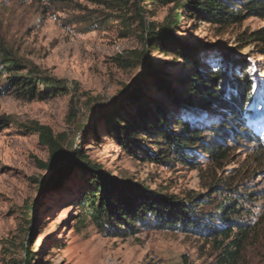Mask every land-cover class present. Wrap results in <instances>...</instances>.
<instances>
[{
  "label": "rangeland",
  "instance_id": "rangeland-1",
  "mask_svg": "<svg viewBox=\"0 0 264 264\" xmlns=\"http://www.w3.org/2000/svg\"><path fill=\"white\" fill-rule=\"evenodd\" d=\"M109 1L0 0V44L15 43L20 60L67 89L53 96L40 87L42 94L26 100L13 89L3 91L5 79L0 78V119H6L0 129V264H23L24 246L33 255L30 264H220L212 239L201 234L137 226L124 237L106 236L85 216L84 203L96 191L89 173L74 169L58 175L57 167H40L49 163L51 150L33 133L36 124L48 127L59 140V157L80 153L90 166L150 193L216 197L204 207L206 213L226 196L243 201L249 210L243 216L248 235L238 264H264V157L259 151L260 142L264 144V45L253 41L264 31V19L224 24L181 13L174 36L194 50L185 60L150 52L138 24L128 30L109 20L120 14L109 8ZM240 2L230 0L232 13L240 11ZM144 7L146 23L158 26L174 17L172 6ZM145 52L172 82V93L191 77L193 63L206 74L221 69L232 80L248 75L252 91L242 118L250 138L217 139L205 133L208 141L230 147L228 155L215 162L201 148H190L187 157L193 166L151 161L148 155L158 151L148 134L139 135L147 150L137 147L132 154L121 146L106 115L123 124L138 115L140 106L149 115L165 106L171 121L178 118L200 128L218 124L222 116V110L190 96L183 108L171 105L166 89L151 78L145 81L144 64L138 60ZM234 60L240 65L234 66ZM139 87L143 96L134 100ZM173 130L181 132L178 126ZM247 194H252L248 204Z\"/></svg>",
  "mask_w": 264,
  "mask_h": 264
},
{
  "label": "trees",
  "instance_id": "trees-1",
  "mask_svg": "<svg viewBox=\"0 0 264 264\" xmlns=\"http://www.w3.org/2000/svg\"><path fill=\"white\" fill-rule=\"evenodd\" d=\"M229 2L230 0H111L108 2L109 8L118 10L120 14L117 17H110L109 20H116L128 30H134V26L138 24L136 28H140L142 39L150 52L172 54L176 58L189 60L194 50L182 46L174 36L175 24L181 13L189 17L194 12L209 22L224 24L240 23L251 17L264 19V0H242L238 4L241 9L236 13L231 12ZM145 4L154 7L172 6L174 17L172 16L166 24L158 26L146 23ZM106 23L108 21L104 24ZM253 41L264 45V31L256 33ZM14 46L15 43L12 46L0 44V78L5 79L3 91L13 89L20 98L26 100H34L38 94H42L38 91L40 87L53 96H59L67 91L62 81L43 77L36 69L30 68L26 62L20 60ZM145 54L146 52L138 58L139 62L144 64L145 81L151 78L155 82L154 85L159 84L162 90L166 89L171 105L183 108L186 105V97L190 96L195 98L196 102L204 100L222 110V116L218 124L200 128L178 118L171 121L168 117L169 110L165 106L160 107L153 115L148 114L146 106H140L138 115L122 122L123 124L111 119L112 114L106 115L110 129L115 132L116 140L121 146L128 148L132 154H136L134 150L137 147L140 150H147L143 147L146 141L139 139V135L148 134L155 140L152 144L156 145L158 151L148 155L151 161L166 165L177 162L193 166L194 161L187 157L190 148L193 150L201 148L215 162L224 160L228 155L230 147L222 146L220 141H208L205 133L217 139L229 137L240 141L245 137L250 138L252 133L242 118L243 109L252 91L248 75L232 80L221 69L206 74L199 69L197 63H193L195 70L191 77L186 83L184 81L180 83L183 84L181 91L172 93L170 89L172 82L163 78L162 73L158 72L156 65L145 57ZM240 63V60H234L233 65L238 66ZM230 88L235 92H230ZM142 96L141 87L133 92L134 100H139ZM5 122L6 119H0V129ZM170 123L171 127L167 125ZM177 126L181 129L180 133L173 130ZM33 133H38L41 142L51 150L49 163H41V168L57 167L58 175L74 169L89 173L96 191L90 194L84 203L85 216L106 236L124 237L134 233L137 226L201 234L212 239L214 248L219 252L220 264L239 263L248 235V225L244 223L243 216L249 210L243 207V201L226 196L215 204L213 212L206 213L204 207L216 200V197L211 196L208 200L201 197L178 199L175 196L150 193L128 181L110 177L98 166H90L84 162V157L80 153L75 152L66 158L59 157L60 142L48 127L36 124ZM253 141L251 140V143ZM259 151L264 157V144L261 142ZM219 193L218 190L213 194ZM245 196L244 201L248 204L247 198L252 194ZM29 209L34 214V208L27 207V210ZM22 250L25 255L23 264H30L33 259L31 251L28 246L22 247Z\"/></svg>",
  "mask_w": 264,
  "mask_h": 264
},
{
  "label": "water",
  "instance_id": "water-1",
  "mask_svg": "<svg viewBox=\"0 0 264 264\" xmlns=\"http://www.w3.org/2000/svg\"><path fill=\"white\" fill-rule=\"evenodd\" d=\"M56 172H57V168H56ZM53 184V183H52ZM52 184H50V186L52 185ZM47 190V189H46Z\"/></svg>",
  "mask_w": 264,
  "mask_h": 264
}]
</instances>
